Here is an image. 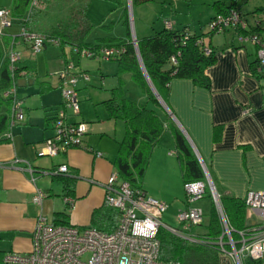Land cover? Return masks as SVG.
Here are the masks:
<instances>
[{"label":"crops","instance_id":"1","mask_svg":"<svg viewBox=\"0 0 264 264\" xmlns=\"http://www.w3.org/2000/svg\"><path fill=\"white\" fill-rule=\"evenodd\" d=\"M72 1V4L65 6L66 14L80 5H86V15L95 24L86 38L89 43L98 44L105 39L110 44L143 38L164 29L165 22H170L175 30L200 35L202 46L212 51L215 57L214 63L204 71L209 86H198L188 78H173L168 86L166 103L163 101L164 107L159 101V105L153 104L132 79L131 73L118 69L115 58L88 57L98 62L97 68L90 74L81 68L69 71L70 74L87 72L89 75L87 82L78 78L76 86L77 94L83 95L79 101L80 113L73 119L88 122V131L81 147L70 148L52 157L38 156L37 151L43 141L52 135L51 122L57 109L62 106L60 80L58 78L54 82L46 76L47 73L39 76L37 61L25 58L20 50H28L29 46L20 39L19 31L27 13L14 15V1L2 2L0 7L11 9L13 14L12 25L0 36L2 60L11 49L19 51L17 65L26 68L29 73L17 79V95L22 100L24 119L11 127V138L0 141V252H27L39 213L54 224L64 221L78 227L115 228L117 214L109 207L104 209V190L98 183L117 173L114 160L125 133V124L120 119L109 118L105 102L118 87L123 89L125 97L137 103H147L162 120L168 119L175 124L205 172L206 182H211L219 197L242 200L248 191H264V73L254 70L257 47L243 41L240 38L242 32L233 27L210 32L208 25L215 16L212 3L216 0H200L198 3L187 0V3H183L186 14L191 16L197 13L202 17L198 20L192 17L190 21L182 22L174 17L176 12L179 13V4H175V0H158L161 8L157 12L154 9L149 18L147 12L152 9L150 2L154 0H137L135 4L125 0L121 5L114 0ZM95 1L103 5L101 15L104 17L99 22L88 15ZM224 2L228 5L231 0ZM251 3L252 0L242 3L240 12L247 22V28H257L256 33L264 40V11H255L259 7L264 9V6L244 8ZM132 14L137 35H134ZM136 16L141 24L139 28L136 26ZM59 18L51 20L39 12L33 31L45 33ZM53 45L61 48L60 57L55 59L59 66L57 70L65 68L66 62L71 63L73 55L81 57L70 45ZM104 45L109 46L99 45L96 50ZM49 61L48 58L44 59V65L47 66ZM77 62V66H81V60ZM74 66L77 67L76 64ZM127 83H131L132 89L127 88ZM164 127L165 132L151 152L141 183V188L149 196L167 205L162 217L171 207L174 214L189 205L199 208L196 205L200 200L188 203L185 199L180 163L167 121H164ZM7 133L9 129L2 136H7ZM96 152L100 155L97 156ZM61 164L67 165V174L50 173ZM28 166L32 171L28 170ZM149 171L154 176L153 182L146 181ZM64 179L72 181L69 188H65ZM37 190L46 194L41 205L32 200ZM67 198L71 201L68 202ZM210 199L212 202V197ZM245 211L244 229L253 233L258 220L247 208ZM56 213L63 215L57 216ZM195 232H202V228L195 227ZM219 264L237 263L221 252ZM260 264H264V259Z\"/></svg>","mask_w":264,"mask_h":264},{"label":"built area","instance_id":"2","mask_svg":"<svg viewBox=\"0 0 264 264\" xmlns=\"http://www.w3.org/2000/svg\"><path fill=\"white\" fill-rule=\"evenodd\" d=\"M30 6H35L37 0H31ZM13 22L11 9L0 7V36ZM166 28H171L170 22H165ZM210 32H220L228 27L237 30H246L247 22L237 11L232 10L228 16L217 15L209 22ZM185 33L183 39H187ZM19 37L28 44L32 55L39 54L46 44H59L57 38H50L39 32L28 31L22 27ZM243 41H249L256 45L257 71H264V40L256 32H243L240 37ZM135 47V40L132 39ZM201 43V40H198ZM73 50L80 56L103 59L116 58L124 48L122 46H103L98 50L77 49ZM205 53L210 51L203 48ZM8 68L14 78V85L6 90L3 95L11 97L10 130L11 127L24 119L22 100L17 95V79L26 76L29 72L26 68H20L17 63L20 60V52L14 49L8 53ZM175 63V57H171ZM73 64L66 62L65 68L58 72L61 85L62 106L57 109L51 122L52 135L46 138L38 156H56L66 152L70 148L81 147L82 139L88 131V122L74 120L80 113L79 99L76 90L78 78L89 81L86 72L70 74ZM7 137L11 138V132ZM90 151H92L89 148ZM99 156L100 153L96 152ZM32 171L30 166L27 167ZM50 173L67 174L68 167L61 164ZM205 173V172H204ZM104 190L105 204L117 214L116 226L112 230L97 229L95 227H78L73 224H54L43 213L36 218L32 233L30 249L25 253L9 251L3 254L4 264H178L159 259V240L157 233L161 226L170 231L182 234L176 228L165 226L162 223V215L167 205L149 196L141 188H133L128 182L119 178L117 173H112L105 182L98 183ZM207 185L217 210L223 228L219 244L226 243L230 248L222 253L228 254L237 264H242L245 259H264V191H248L243 197L246 208L252 212L258 223L253 228L254 232L246 230L238 231V239L233 240V229L219 205V195L212 185ZM185 199L188 203L203 198L205 187L202 182L193 181L184 184ZM44 192L37 190L32 197L35 204L41 205ZM70 202L71 199L67 198ZM202 210L195 206H188L176 213V220L180 230H187L191 225H198L203 221ZM186 236L185 234H183ZM189 240L193 237L186 236Z\"/></svg>","mask_w":264,"mask_h":264},{"label":"trees","instance_id":"3","mask_svg":"<svg viewBox=\"0 0 264 264\" xmlns=\"http://www.w3.org/2000/svg\"><path fill=\"white\" fill-rule=\"evenodd\" d=\"M13 1V14L20 15L26 12L23 27L28 31H33L37 21L36 16L50 0H37L35 6H30L31 0ZM114 1L121 5L125 0ZM131 1L132 4L137 2V0ZM239 1L231 0L228 5L224 0L214 1L212 5L215 16H228L232 10L237 11L242 16L239 7L246 0ZM86 8V5L78 6L70 15L57 20L43 34L50 38H57L61 46L70 45L79 50H96L103 44L122 46L124 50L115 58L118 69L130 72L132 79L154 102L153 104L159 105L139 66L135 48L130 39L110 44L109 40L105 39H101L102 44L87 42L86 38L95 27V24L87 17ZM255 11H264V9L259 7ZM242 18L245 20L243 16ZM125 22H127L129 28L126 14ZM256 30L257 28L251 27L239 32L249 33L256 32ZM185 33L187 32L165 27L153 35L136 39L138 54L145 72L165 103L168 86L173 78H188L198 86H209V79L204 71L206 67L214 63V54L212 51L209 53L203 51L204 47L198 41L200 35L188 33V38L183 39ZM128 34L130 36V33ZM2 55L0 44V141L9 138L7 136L3 137L2 133L8 129L10 130L11 97L4 96L3 93L14 85V78L8 68V57L2 60ZM172 56L175 57V63L171 62ZM254 70L257 71V64ZM257 72L264 73V71ZM105 103L109 118L120 119L125 124V133L119 142L118 154L114 160L117 174L121 180L128 182L133 188H141L151 152L165 132L164 121H167L168 131L173 138L175 151L179 159L183 184L193 181L202 182L205 187L204 196L211 197L204 171L198 159L186 138L173 122L168 121V119L162 120L157 111L148 107L147 103H137L125 97L123 89L120 87L112 91L111 97ZM71 182L70 179H64L65 188H69ZM219 205L229 226L233 229L232 239H238V231L245 230L246 225V206L243 199L220 196ZM107 207L105 204L104 209ZM56 215L62 216L63 214L56 213ZM60 222L57 221L55 224H61L62 222V224H67L64 221ZM197 226L202 228V232H195ZM91 227L103 229L97 226ZM176 229L181 231L182 234L174 233L164 226H161L158 230L157 239L159 240V259L161 261L177 262L178 264H219V254L222 252V248L225 250L230 248L224 243V238L222 245L219 244L223 228L217 206L213 201L210 210L204 214L203 221L200 224L191 225L187 230H180L177 225ZM183 234L193 237L195 240H189ZM2 258L3 253L0 252V263H3ZM260 262L261 260L245 259L243 264H260Z\"/></svg>","mask_w":264,"mask_h":264},{"label":"rangeland","instance_id":"4","mask_svg":"<svg viewBox=\"0 0 264 264\" xmlns=\"http://www.w3.org/2000/svg\"><path fill=\"white\" fill-rule=\"evenodd\" d=\"M5 0H0V4L2 2H4ZM72 0H50L48 2V4H45L42 8H41V12H43V14H46L47 18H50L51 20H54L56 18H59L61 19L62 17H64V15L66 14V10H65V6H68L70 4H72ZM79 2V1H78ZM95 5H92L91 9H90V14L89 17L94 20V21H97L99 22L100 19H102L104 16H102L101 14L103 13V5H100L99 2L100 1H95ZM103 2V1H102ZM187 3V0H175V4H179V13L176 12L174 14V17H178L181 22L183 20H189L194 17L195 20H198V19H201L202 15H197L196 14H193V15H188L186 14L187 12V9L186 7L183 6V3ZM198 2H201L200 0H195L194 3H198ZM78 4V3H77ZM161 5L158 0H154V2H150V6H152V9L150 8L147 12V17H151L153 14H152V11L155 9V11L157 12L158 9H160L161 7L159 6ZM248 4H246L247 6ZM258 6V5H261V6H264V0H252V3L250 5H248L247 7L245 6L244 8L245 9H254L253 7L254 6ZM133 9V8H132ZM134 9L136 10V8L134 7ZM66 15H70L69 14H66ZM132 25L134 26V22H133V14H132ZM161 17V16H159ZM157 18V16H156ZM136 26L137 28H139V26L141 25L140 22L138 21V17L136 16ZM49 20V21H51ZM160 20V18H159ZM161 21V20H160ZM156 22V21H155ZM203 26V24H201ZM181 27V26H180ZM197 29H199V24H197ZM10 27H7L4 32L6 30H8ZM133 30H134V35H137L136 34V31H135V26L133 27ZM96 33L98 31H95ZM23 55L25 56L26 59H30V60H36L37 61V64H38V74L39 76L42 75L44 76L45 73L46 76L48 77H51L52 80L54 82H57L58 80V72H60L62 69H59L57 70L59 67L58 66V61H56L55 59L56 58H59L60 54H61V48L58 47L57 45H53V44H47L46 48H44V50L42 51V53L40 54H37V55H32L30 49L26 50V49H22L20 50ZM59 56V57H58ZM48 58L50 61L49 63H47V66L44 65V59ZM80 58V59H78ZM77 60H81L80 62V65L81 66H77L78 62ZM73 63V65L76 64L77 67H72V72L73 71H77V69H85L89 74L91 73V71H94L96 68H97V64L98 62L95 61L94 59H91V58H88V57H77V55H73L72 57V60H71ZM33 64V63H31ZM79 65V64H78ZM47 69V70H46ZM86 72V73H87ZM129 84V85H128ZM126 85L127 88H131L132 85L131 83H127ZM132 89V88H131ZM23 90V89H22ZM25 94V93H24ZM23 94V95H24ZM130 94V93H129ZM83 94L81 93H78V99L80 101V97H82ZM88 100H86L87 102ZM79 115V114H78ZM77 115V116H78ZM153 175L150 174V171L147 173L146 175V181H152L153 182ZM183 191V190H182ZM194 205V204H193ZM196 206H199V208L202 209V212L203 214H206L209 210H210V207H211V199L208 197V196H204L202 199H200L197 203ZM162 223L165 225V226H169V227H172V228H176L177 225H178V221L176 220V213L174 214V211H173V207L169 208L166 212V214L162 217ZM0 264H4V263H0Z\"/></svg>","mask_w":264,"mask_h":264},{"label":"water","instance_id":"5","mask_svg":"<svg viewBox=\"0 0 264 264\" xmlns=\"http://www.w3.org/2000/svg\"><path fill=\"white\" fill-rule=\"evenodd\" d=\"M134 40H135V47H134L135 48V52H136V55H137V58H138L139 66H140V68H141V70L143 72V75H144L149 87L151 88L153 94L157 98V100L165 107V104H164L163 100L160 98L159 94L156 92L155 88L153 87L151 81L149 80V78H148V76H147V74L145 72V69L143 67V64H142V62L140 60V57H139V54H138L137 41H136V39H134ZM209 184L212 185L210 181H209Z\"/></svg>","mask_w":264,"mask_h":264}]
</instances>
